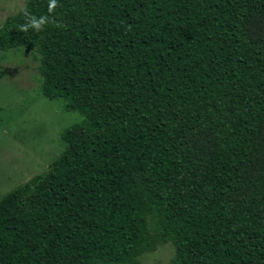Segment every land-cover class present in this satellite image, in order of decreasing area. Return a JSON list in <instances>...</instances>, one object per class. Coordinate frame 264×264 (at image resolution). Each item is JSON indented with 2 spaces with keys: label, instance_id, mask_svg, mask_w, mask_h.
<instances>
[{
  "label": "trees",
  "instance_id": "trees-1",
  "mask_svg": "<svg viewBox=\"0 0 264 264\" xmlns=\"http://www.w3.org/2000/svg\"><path fill=\"white\" fill-rule=\"evenodd\" d=\"M9 51L81 119L0 196V264H264V0H24Z\"/></svg>",
  "mask_w": 264,
  "mask_h": 264
},
{
  "label": "rangeland",
  "instance_id": "rangeland-1",
  "mask_svg": "<svg viewBox=\"0 0 264 264\" xmlns=\"http://www.w3.org/2000/svg\"><path fill=\"white\" fill-rule=\"evenodd\" d=\"M24 0H0V24ZM37 62L26 52L0 53V196L47 170L63 149L61 134L81 119L66 112L61 99H46L38 89ZM169 243L158 244L137 264H170Z\"/></svg>",
  "mask_w": 264,
  "mask_h": 264
}]
</instances>
